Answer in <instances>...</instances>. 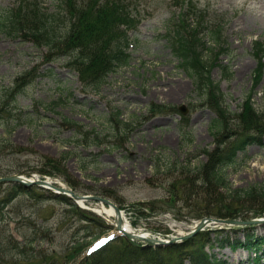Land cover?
<instances>
[{
  "label": "rangeland",
  "instance_id": "obj_1",
  "mask_svg": "<svg viewBox=\"0 0 264 264\" xmlns=\"http://www.w3.org/2000/svg\"><path fill=\"white\" fill-rule=\"evenodd\" d=\"M35 1L50 12L56 9L52 0ZM189 1L205 12L204 20L212 28H221L229 49L219 54V64L212 69L225 106L240 113L252 92L255 107L264 111V66L262 78L252 90L259 65L257 42L264 44V0H128L139 20L132 34L131 59L105 76L99 87L88 86L66 57L48 61V49L33 36L0 32V102L9 100L6 97L13 92L14 107L9 108L16 114L13 120L0 123V140L12 143L0 151V167L58 180L81 194L97 192L110 198L133 229H144L168 241L170 237L179 239L168 244L175 246L164 253L166 263L171 257L179 258L186 245L182 242L192 239L189 247L203 246L228 264H256L258 256L264 264V248L257 255L240 243L247 237L264 238V222L243 226L210 222L195 229L207 218L200 208L217 203L224 192L213 186L215 191L207 196V186L216 181L209 176L205 185L200 171L218 141L226 142L227 148L234 145L238 130L234 121L235 130L217 136L219 115L194 92L195 78L179 67L163 37L166 22L174 15L178 19ZM15 2L0 0V8ZM194 16L192 13L189 20L192 24L198 20ZM203 40L205 55L220 52L221 45L208 34ZM181 105L186 107L185 113L176 111ZM156 106L172 107L173 112ZM9 108L0 105V115H6ZM117 116L129 124L126 132L111 127L112 117ZM238 153L237 163L227 167L228 183L234 188L264 184V134L260 143L249 144ZM32 187L43 196L22 193L0 215V231L14 240L60 253L80 243L83 257L108 239L117 243L123 238L117 239L121 233L113 217L96 212V202H86L84 208L77 205L79 214L54 199L50 190ZM9 190V184H0V198ZM196 196L204 198L202 204L196 203ZM82 215L91 219L84 220ZM255 219L257 216L247 221ZM187 234L191 235L182 238ZM137 243L144 246L146 241Z\"/></svg>",
  "mask_w": 264,
  "mask_h": 264
},
{
  "label": "trees",
  "instance_id": "obj_2",
  "mask_svg": "<svg viewBox=\"0 0 264 264\" xmlns=\"http://www.w3.org/2000/svg\"><path fill=\"white\" fill-rule=\"evenodd\" d=\"M56 4L54 11L45 10L40 1L16 0L12 7L0 8V32L11 36H33L38 44L47 47V60L53 61L62 56L69 61L71 68L80 71L81 79L88 85L99 87L104 82L105 76L113 72L117 67L127 64L131 58V46L134 41L133 30H136L138 18L133 14L128 0H52ZM184 11L174 19L172 17L166 23V33L163 37L167 40L172 53L179 61V67L184 69L195 78L194 92L219 115L216 125L221 131L217 136L225 135V131L235 130L232 127L236 121L238 130L237 143L226 147V142L218 141L216 148L209 154V162L200 171L201 181L208 185L207 177L215 178L216 185H208L206 195L213 192V186L221 187L224 192L216 198L217 203H211L207 207L200 208L203 217L231 218L247 220L253 217L264 216V184L252 185L247 188H234L227 180V167L235 165L238 161V151L252 143H260L261 135L264 134V112L258 111L252 101V92L242 103L240 113H232L225 106L224 94L219 83L212 78L213 67L219 64V54L228 52V47L222 39L220 27L212 28L204 17L205 12L189 1L184 5ZM192 13L197 17L194 24L189 22L193 19ZM197 13V14H196ZM64 30V31H63ZM24 34V35H23ZM208 34L215 43L221 45L220 52L216 55H205L206 42L204 35ZM259 65L255 69L256 88L262 78L264 66V44L257 42ZM220 66H222L220 64ZM25 84H18L22 87ZM7 101L0 105L9 108L14 98L13 92L6 97ZM11 107H14L11 105ZM9 108L6 115H0V123L5 119L13 120L16 114ZM157 107V106H156ZM154 107V108H156ZM160 111L173 112V108L166 110L162 107ZM176 111H179L176 108ZM115 117V116H114ZM111 119V127L117 131L126 132L129 124L123 120ZM186 118V117H185ZM68 122V119H66ZM254 132L256 133H253ZM261 132V133H259ZM118 136V135H117ZM6 138L0 140V151L11 147ZM0 152V153H2ZM207 152V150L205 151ZM65 169V164H63ZM64 169L61 171L64 172ZM23 170L15 168L0 167V176H7L16 173H24ZM50 174V171H48ZM10 190L4 198H0V215L5 207L20 194L26 193L31 197H42L35 187H26L22 184H9ZM54 199L67 203L74 211L79 207L67 196L51 192ZM100 194V193H95ZM105 195V194H104ZM199 198L197 204H202L204 198ZM82 219L90 220L87 215ZM218 232V231H217ZM120 237L117 239L119 240ZM120 242L108 243L99 250L85 255L79 260L80 243L64 253L54 249H45L36 243H21L11 236L0 231V264H186L188 258L190 264H227V261L215 253L205 251L204 247L191 246L192 239L185 243L184 250L179 258H170L166 263L163 256L175 245L168 246H147L123 237ZM113 242V241H112ZM247 250H254L260 253L263 249L261 237H247L240 241ZM180 244V243H178ZM178 247L182 248L180 245ZM188 248V249H187ZM256 257V264L260 261Z\"/></svg>",
  "mask_w": 264,
  "mask_h": 264
},
{
  "label": "water",
  "instance_id": "obj_3",
  "mask_svg": "<svg viewBox=\"0 0 264 264\" xmlns=\"http://www.w3.org/2000/svg\"><path fill=\"white\" fill-rule=\"evenodd\" d=\"M181 111L183 113L186 112L185 106L180 107ZM1 183H21L25 186H31V185H38L40 187L50 189L55 191L57 194H65L67 195L70 199H72L75 203H80V201L83 202H89V201H95V202H100L106 205L112 206L117 215H118V229L122 231V233L128 238L132 240H141V241H147L148 244L152 245H166L170 244L171 242H175L179 240L178 238H172L168 237L170 241L159 238V237H143L142 235H138L136 232H130L125 229H123L121 225V210L120 208L109 198L98 196V195H89V194H80L74 191L72 188H67L61 185H57V181L53 182L52 180L49 179H31L23 175L15 174V175H9V176H4L0 177V184ZM264 220H251V221H242V220H228V219H213V218H205L202 219L196 226V230H201L206 224L210 222H218V223H227L231 225H242V224H249L253 222H262ZM191 234H187L183 236L182 238L186 239L190 236Z\"/></svg>",
  "mask_w": 264,
  "mask_h": 264
},
{
  "label": "bare ground",
  "instance_id": "obj_4",
  "mask_svg": "<svg viewBox=\"0 0 264 264\" xmlns=\"http://www.w3.org/2000/svg\"><path fill=\"white\" fill-rule=\"evenodd\" d=\"M62 184V183H61ZM62 186H64V184H62ZM80 204L81 205H85L86 203L85 202H83V201H80ZM96 211L99 213V214H101V215H106V216H109V217H113L115 220H114V223H115V225L116 224H118L119 223V220H118V215L116 214V212H115V209L112 207V206H107V205H103V204H99V206L98 207H96ZM120 221H121V225H122V227H123V229H125V230H127V231H135L133 228H132V226H131V224H130V222H129V220H128V218L126 217V215L123 213L121 216H120ZM262 222H264V221H262ZM253 223H255V222H253ZM226 224V223H225ZM249 224H252V223H249ZM227 226V225H226ZM120 233H121V236H119V237H125V235L120 231V230H118ZM222 232V231H221ZM136 233L138 234V235H142L143 237H147V238H149L150 237V232L149 231H146V230H144V229H139V230H137L136 231ZM118 238V237H117ZM109 243V242H108ZM107 243V244H108ZM106 244V245H107ZM105 245V246H106ZM96 247H97V245H96ZM96 247L95 248H93L88 254H90V253H92L93 251H95V250H99V249H96ZM88 254H86V255H88ZM81 256V255H80ZM79 256V260L80 259H82L83 257H85V256H83V257H80ZM227 264H228V262H227Z\"/></svg>",
  "mask_w": 264,
  "mask_h": 264
}]
</instances>
